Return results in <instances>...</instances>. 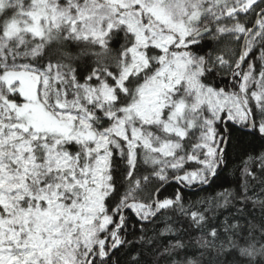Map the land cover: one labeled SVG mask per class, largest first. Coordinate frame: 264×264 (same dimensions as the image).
<instances>
[{
	"label": "snow or ice",
	"instance_id": "1",
	"mask_svg": "<svg viewBox=\"0 0 264 264\" xmlns=\"http://www.w3.org/2000/svg\"><path fill=\"white\" fill-rule=\"evenodd\" d=\"M0 264H264V0H0Z\"/></svg>",
	"mask_w": 264,
	"mask_h": 264
},
{
	"label": "trees",
	"instance_id": "2",
	"mask_svg": "<svg viewBox=\"0 0 264 264\" xmlns=\"http://www.w3.org/2000/svg\"><path fill=\"white\" fill-rule=\"evenodd\" d=\"M170 191H171V189H170ZM202 195V194H201Z\"/></svg>",
	"mask_w": 264,
	"mask_h": 264
}]
</instances>
